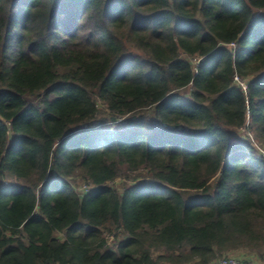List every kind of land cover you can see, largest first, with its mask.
I'll list each match as a JSON object with an SVG mask.
<instances>
[{
  "label": "trees",
  "instance_id": "trees-1",
  "mask_svg": "<svg viewBox=\"0 0 264 264\" xmlns=\"http://www.w3.org/2000/svg\"><path fill=\"white\" fill-rule=\"evenodd\" d=\"M256 144L264 0H0V264L264 261Z\"/></svg>",
  "mask_w": 264,
  "mask_h": 264
},
{
  "label": "rangeland",
  "instance_id": "rangeland-1",
  "mask_svg": "<svg viewBox=\"0 0 264 264\" xmlns=\"http://www.w3.org/2000/svg\"><path fill=\"white\" fill-rule=\"evenodd\" d=\"M245 132L244 131H241V137L245 138ZM257 146V144H256ZM257 150L259 152V156H264V148L262 146H257ZM80 183V181H78L76 184ZM76 189H80V186H77L76 185ZM228 256H234V257H237L239 259H243V260H248L250 258H256V256H253V254L251 253H247L246 251L244 250H240V251H234L232 253H229L227 255H225V257H228ZM259 259V258H258Z\"/></svg>",
  "mask_w": 264,
  "mask_h": 264
},
{
  "label": "built area",
  "instance_id": "built-area-1",
  "mask_svg": "<svg viewBox=\"0 0 264 264\" xmlns=\"http://www.w3.org/2000/svg\"><path fill=\"white\" fill-rule=\"evenodd\" d=\"M230 46L235 47V44H231ZM194 62H196V65H198V61L194 60ZM235 80L238 84H243V82L236 76ZM249 259L243 260V259H239L237 257L234 256H228V257H223L215 262H213L212 264H248Z\"/></svg>",
  "mask_w": 264,
  "mask_h": 264
},
{
  "label": "clouds",
  "instance_id": "clouds-1",
  "mask_svg": "<svg viewBox=\"0 0 264 264\" xmlns=\"http://www.w3.org/2000/svg\"><path fill=\"white\" fill-rule=\"evenodd\" d=\"M248 264H264V261H261L258 258H250Z\"/></svg>",
  "mask_w": 264,
  "mask_h": 264
}]
</instances>
